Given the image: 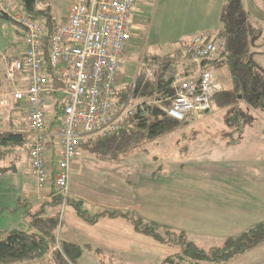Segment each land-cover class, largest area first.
Segmentation results:
<instances>
[{
	"label": "built area",
	"instance_id": "2783aa9c",
	"mask_svg": "<svg viewBox=\"0 0 264 264\" xmlns=\"http://www.w3.org/2000/svg\"><path fill=\"white\" fill-rule=\"evenodd\" d=\"M135 4V0H72L68 13L48 36L40 18L0 0V13L19 25L25 46L18 57L0 56L3 79L12 84L8 93H0V110L9 107L10 95L25 103L29 171L39 185L48 179V139L56 141L53 182L63 206L69 195L71 163L82 143L111 137L126 118H143L151 111L157 119L164 115L183 121L192 110H209L214 94L222 91L213 64L221 58L225 40L218 31L199 32L164 69L144 64V80L151 85L168 83L172 95L142 96L135 78L120 99V63L134 31ZM61 93L64 96L57 100ZM52 99L57 125L49 122L46 109Z\"/></svg>",
	"mask_w": 264,
	"mask_h": 264
},
{
	"label": "rangeland",
	"instance_id": "374dc122",
	"mask_svg": "<svg viewBox=\"0 0 264 264\" xmlns=\"http://www.w3.org/2000/svg\"><path fill=\"white\" fill-rule=\"evenodd\" d=\"M6 1L14 5L18 2L16 4L18 9H23L20 1ZM71 1L37 0L35 5L37 10L42 9L48 12L55 22H59L68 13ZM135 1L141 13L138 17L139 22L135 24L133 21L135 27V32L131 35L135 37L132 40L133 46L126 51L127 57L120 64V74L123 76L121 84L123 85L133 83L136 73L144 71V64L158 65L161 68V63H156L157 60L163 58L166 53L171 57L178 55L179 50L188 42V37L194 31L202 28H207L206 30L221 28L219 18H213V10L204 9L205 3L209 0L207 2L203 0ZM210 12L211 15H209ZM251 21L254 27H259L260 30L257 38L249 44V48L254 55L253 59L264 70V22L252 18ZM19 29V25L14 24L12 20L0 16V39L15 37ZM177 49L178 52L174 54ZM145 50L148 54L144 52ZM149 53L157 59L149 57ZM215 68L218 81L222 84V91L230 89L231 77L228 69L225 66ZM63 96L64 94L61 93L56 98L60 100ZM240 98L241 95L240 97L238 95L234 102L225 107L212 102L211 108L207 111L192 110L185 120L181 121L180 125L170 133L137 143L118 159L110 160L100 157L101 161H98L94 157L95 154L85 153V156L95 159L86 160L81 164L83 171L75 174V181L80 186L89 184L82 187L85 189L97 188L104 191L107 188L116 187L120 190L121 187L126 188L136 182L135 179L140 174L138 170L144 169L142 175H146L150 169L151 176L149 177L153 180L150 210L144 212V216L136 214L138 212H133L132 208L130 212L135 217L140 216L143 222H154L159 225H167L164 217H168L172 222V225L168 226L173 232L181 231L174 226L185 223H191L189 227L195 230V221L190 219L186 209L195 198L207 196L208 191L203 190L204 186L212 179L222 178L221 176L239 177L259 173V167L255 166V163L258 159L264 161V114L246 105ZM10 128L9 115L6 114L0 121V129L9 130ZM27 147L24 145L13 148L12 154L20 156L15 169L16 173L7 172L0 176V231L11 228L26 230L25 221L20 217L24 212L22 208L19 212L14 211L13 204L18 194L20 200L24 196L26 191V189L23 190L24 185L28 188L27 191H31L37 183L28 171L25 158ZM46 184L37 183L39 187H45ZM161 186H166L168 190H164ZM50 195L52 199V193ZM173 202H176L177 206L172 209L170 207ZM58 207L57 216L61 220L68 205L63 206L59 203ZM254 210L251 209L252 212L236 219L238 222L250 223L247 226L253 227L254 224L264 220V206L260 205L256 211ZM145 214L149 215V219ZM59 226L60 221L57 225L56 237ZM205 231H209L208 234L200 230L197 236L186 232L185 235L188 241L209 251V249L220 247L231 232H237L219 233L210 229ZM177 233L179 232H176L175 236H166V238H175L174 241L180 240V237L177 238ZM172 247L173 250L180 249L175 243ZM109 261H104V264H111ZM115 262L133 264L129 261L125 262L124 259Z\"/></svg>",
	"mask_w": 264,
	"mask_h": 264
},
{
	"label": "crops",
	"instance_id": "0c3cea01",
	"mask_svg": "<svg viewBox=\"0 0 264 264\" xmlns=\"http://www.w3.org/2000/svg\"><path fill=\"white\" fill-rule=\"evenodd\" d=\"M203 1L207 2L208 0ZM224 2L225 0H209L208 3H205L206 7L204 9L208 11L212 9L213 18H220V12ZM8 3L11 7L15 9L18 8L16 6L18 2H16L15 5L9 1ZM138 10L141 9L136 7L133 14L135 24L139 22L138 17L141 13V11ZM209 15H211V12ZM20 29L17 30L15 37H12L11 39H0V56L8 55L18 57L23 52L25 46L23 43L22 31ZM134 29L135 27L133 26V30ZM206 29L207 28H202L199 31H194L188 37V41L192 35L199 34V32L211 33L218 31ZM133 39H135V37H131L129 40L130 42L125 50L126 55L121 62L127 57L126 51L132 48ZM144 52L148 54L146 50ZM177 52L178 49L174 54ZM151 55L153 54L149 53L148 56L151 58L156 57ZM166 55L168 54L166 53ZM4 68L5 65L3 59L0 58V93H8L12 89V84L3 79ZM122 79L123 76H121L118 83L119 89H121L122 86H125L121 84ZM9 104L10 105L7 109L0 110V121L7 114L9 115V126H11V130L20 131L23 129L28 131L25 103L15 102L10 95ZM54 104V99L50 100L46 109L47 113H49V122L52 123V125H57L58 118L56 117L53 119L54 116L52 113L54 110ZM47 148L45 156L47 161L46 170L48 174L47 184L45 187H39L36 183L31 191H27L28 188H25L26 186L24 185L23 190L26 189V191L24 192V196L21 197V200H26V205L30 207V211L32 212L36 211L41 205H43V210H45L46 216L55 217L59 220V216H57L59 213V207L52 206V204L48 203V201H51L49 195L55 189L53 177L55 173L54 168L58 161L56 141L53 138L48 139ZM85 153L95 154L92 151L90 152L87 147L80 145L79 154L71 163L69 176V206L66 208L64 214H62L63 217L61 220H59L60 228L57 233V238L59 240H66L82 247L84 246L83 253L79 258V264H104V261L107 260H110L109 262L111 264H119L115 261H121L122 259H124L125 262L129 261L133 264H161L165 258L163 257L165 254L169 255L177 252L179 249L173 250L172 243H162L152 236L145 235L141 232L139 233L135 230L134 224H132L130 219L123 216L111 217L105 213V211L116 210L123 212L128 211V213H131L130 211H132V208L133 212H138L136 214L144 216V212L150 210L152 203L150 199L152 197L151 192L153 189L151 184L153 180L152 177H149L151 176L150 169H148L146 175H142L144 169L138 170L140 174L137 175V179H135L136 182L126 188L121 187L120 190L116 187L107 188L104 191L97 188L85 189L82 187L88 186L89 184H82L80 186L75 181V174H79L83 171L81 164L85 163L86 160L91 161L92 159H95L93 157L85 156ZM94 157H96L98 161H101L100 157L97 155ZM25 158L27 160L29 171L28 151ZM255 164V166L259 167V173L251 174L249 176L240 175L239 177L221 176L222 178L212 179L206 184V186H204L205 188H203V190L208 191L207 196L195 198L193 202H190L189 208L186 209L189 213L190 219L195 221V230L189 227L191 223H185L184 225L174 227L196 236L197 234H200L198 232L200 230L208 234L209 231H205L208 229L215 230L219 233L237 231L231 232L228 237H231L234 233L242 232L249 228L247 225L250 223H245L243 221L238 222L236 218L252 212L251 209H255L254 211H256L260 205L264 206V161L258 159ZM98 168L102 171L100 167ZM78 169L79 171L77 172ZM11 172H14L13 174L16 173L15 170H12ZM140 180L142 181L140 182ZM161 188L168 190L166 186H161ZM19 198L20 196L18 194L15 202L16 200H19ZM74 201H80L86 214L90 216L95 214H105L98 217L94 223H89L76 214L75 209L70 204V202ZM86 204L88 206H86ZM176 206V202H173L170 208L173 209ZM16 211L19 212L20 210L18 209ZM146 216L148 217L149 215ZM20 217H22V215H20ZM164 219L167 225H172V222L168 217H164ZM263 221L264 220L259 222ZM14 264L55 263L50 257H47L43 261L27 263L16 262ZM223 264H264V241L254 245L252 248L244 250L242 254L232 257V259L225 261Z\"/></svg>",
	"mask_w": 264,
	"mask_h": 264
},
{
	"label": "trees",
	"instance_id": "16d2710c",
	"mask_svg": "<svg viewBox=\"0 0 264 264\" xmlns=\"http://www.w3.org/2000/svg\"><path fill=\"white\" fill-rule=\"evenodd\" d=\"M21 2L22 10L32 18L41 19L45 22L48 36L54 30L58 22H55L48 12L36 9L37 0H18ZM256 9L264 14V0H253ZM220 12V26L218 33L225 40L224 52L221 58L214 62L215 67H226L230 72L231 88L214 94L213 103L225 107L241 95V101L254 109H258L264 114V70L253 59L254 55L250 51L249 44L259 34V27H254L251 18L255 19L247 9L245 0H225ZM136 6V4H135ZM134 14V13H133ZM3 18L10 19L6 14H1ZM11 20V19H10ZM154 59H157L156 57ZM154 59H152L154 61ZM173 57L166 55L157 60L161 63V68L167 66V62ZM136 83L138 94L153 95L159 93L161 96L172 95V89L168 83L156 82L151 85L144 80V75L138 71L136 73ZM128 85L122 86L119 98L122 99ZM155 112L151 111L146 117H129L123 122L118 132L111 137L101 138L94 142L82 143L89 151L98 157H105L110 160L118 159L125 155L134 145L144 140L158 137V135L170 133L177 128L181 121L162 116L156 118ZM155 115V116H154ZM29 132L21 129L1 130L0 129V176L8 171L15 170L20 156L13 155L15 147H22L29 143ZM28 151V148L27 150ZM69 192V189H68ZM52 199L48 201L52 206H59L61 197L55 189L51 192ZM69 196V195H68ZM69 197L66 204H68ZM77 215L89 223L107 213L111 217L123 216L130 219L135 230L139 233L154 237L159 242L178 244L179 250L165 256L161 264H223L232 257L242 254L244 250L254 247V245L264 241V221L258 222L242 231L239 235H232L223 241L220 247H215L205 251L196 246L186 238L184 231H172L168 225L143 222L140 216L136 217L132 213L123 211H105L104 214L90 216L86 214L80 201L70 202ZM23 210L22 217L25 221L26 230L14 228L0 231V264H14L38 262L50 257L55 264H79V258L83 253V247L66 240H59L56 237L58 219L45 215L43 205L36 211H30L26 205V200H16L13 210ZM12 210V211H13ZM162 231H161V230ZM177 233V238L170 239ZM57 245V246H56Z\"/></svg>",
	"mask_w": 264,
	"mask_h": 264
},
{
	"label": "water",
	"instance_id": "95a60500",
	"mask_svg": "<svg viewBox=\"0 0 264 264\" xmlns=\"http://www.w3.org/2000/svg\"><path fill=\"white\" fill-rule=\"evenodd\" d=\"M245 2L247 4V9H248L249 13H251L255 19L257 18L258 20L264 22V14L260 13L256 9L253 0H245ZM239 97H240V95H239Z\"/></svg>",
	"mask_w": 264,
	"mask_h": 264
},
{
	"label": "bare ground",
	"instance_id": "6f19581e",
	"mask_svg": "<svg viewBox=\"0 0 264 264\" xmlns=\"http://www.w3.org/2000/svg\"><path fill=\"white\" fill-rule=\"evenodd\" d=\"M211 103H212V101H211Z\"/></svg>",
	"mask_w": 264,
	"mask_h": 264
}]
</instances>
